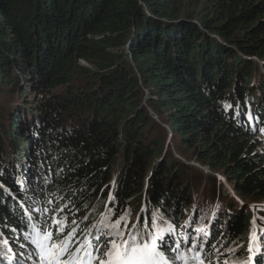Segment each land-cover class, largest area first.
I'll return each instance as SVG.
<instances>
[{"label":"trees","instance_id":"1","mask_svg":"<svg viewBox=\"0 0 264 264\" xmlns=\"http://www.w3.org/2000/svg\"><path fill=\"white\" fill-rule=\"evenodd\" d=\"M257 138L264 0H0V264L9 247L8 264H35L30 240L42 229L54 240L78 224L77 240L99 235V211L87 208L109 195L115 217L142 199L136 234L162 231L168 260L201 223L210 264H264V207L253 215L236 199L264 201ZM185 160L235 193L201 203L193 174H206Z\"/></svg>","mask_w":264,"mask_h":264},{"label":"snow or ice","instance_id":"2","mask_svg":"<svg viewBox=\"0 0 264 264\" xmlns=\"http://www.w3.org/2000/svg\"><path fill=\"white\" fill-rule=\"evenodd\" d=\"M111 199L109 195V201ZM58 211L63 212L64 208ZM52 221L53 225H60L57 228L59 236L64 231V225L56 215ZM72 223L76 222L73 220ZM135 228V224L129 228L126 217L119 216L102 229H97L100 234L92 239L85 236L82 240H76L77 232L73 229L61 239L54 240L51 232L42 229L33 235L30 243L35 249L37 264H167L162 250V245L166 243L164 235H153L145 243L139 240L133 231ZM102 238L106 242H102ZM195 247L193 245L190 250ZM215 247L213 245V248ZM180 258L185 259L183 256ZM193 258L197 264H205L199 252ZM8 259L11 260V257ZM224 264H227V261Z\"/></svg>","mask_w":264,"mask_h":264},{"label":"rangeland","instance_id":"3","mask_svg":"<svg viewBox=\"0 0 264 264\" xmlns=\"http://www.w3.org/2000/svg\"><path fill=\"white\" fill-rule=\"evenodd\" d=\"M188 10L190 13H192V11H190V8H188ZM188 10L186 8H184L183 11L188 12ZM27 99L35 101V99L33 98V95L31 96V94H29L27 96ZM154 119L157 122H159V120L157 118H154ZM161 126L165 129L166 133H168V136H169L171 134L170 129L167 126H165L164 124H162ZM257 139L258 140H256V141H258V143H261L262 144L261 147H263V149H264V141L261 140L262 138H257ZM164 147H165V151H169L176 158L179 157L177 154V151L175 149V144L173 142H171L170 140H167V138L165 140ZM183 162L186 164L187 167L192 168V170H194V173L197 170V171H202L206 174L205 176L193 174L195 176L194 179H196V181H199L198 185L201 186L200 189L205 190L204 194H205L207 201H202L201 203H204L206 205L207 202H210L211 204H213L214 201L219 200V202H222L221 201L222 199L229 200L230 197L232 196V194L235 193L234 187L229 185V183L226 182V180L224 179V177L220 173L212 172V171L208 170L206 167L199 166L194 160H185ZM120 168H121V165L118 162L115 166V169H114V174L116 176L118 175ZM207 175H209L210 178H212L211 181H209L206 178ZM217 180H220V182L223 183L222 188L218 189L217 183H219V181H217ZM211 182L216 183L217 187H214V185H212ZM196 195H199V194H196ZM232 199H234V198H232ZM236 199H238L240 201L239 204H240V206H242L243 209H245V207H247L249 209L248 212L251 211L253 215H254L255 211H258V209H261L264 207V201L258 203L256 206V205L251 204V203L248 204V202H244L243 200H242L243 201L242 202L241 199L239 198V196L236 197ZM118 205H120V202H116L113 200L109 202L107 200H104V201H98L96 204H94V205L92 204L87 208V211H90V212L92 210H98L99 212L97 214H95L96 216L100 214V218L98 219L97 223L94 224V226L92 228V232H96L98 227H100L101 225H102V227H104V225L109 224L113 220L118 218V217H115L113 214L108 213L109 208L113 209L114 207H116ZM123 206H124V210H123V212H121V216L126 217V220L128 222V227L131 228L133 224H135L137 226V220H138L139 215H141L146 210V208L144 207V204L142 203V199L140 197L133 198V199L127 201V204H124ZM209 221L213 222L214 219H211V217H209ZM76 224H78V223H76ZM73 225H75V224H73ZM198 226H200V228H196V230H195L196 235L194 236V238H191L189 246H190V249L193 247V245L200 247L199 254L201 256V254L203 252V247H202L203 244L201 242H198V238L200 236L207 238L208 237L207 234H208L210 226L206 225L205 227H203V225L201 223L198 224ZM81 228L83 229V231L85 230V226H81L80 224H78L74 229H76L79 232V231H81ZM133 231L136 233L138 231V229H133ZM93 234L94 233L91 234L90 238L93 237ZM161 234L164 235V238H165V234L162 231H158L157 229H153L152 234L147 236V234L145 233V229H143V235H142V238L140 239V241L146 243L152 238L153 235L159 236ZM138 235H140L139 232H138ZM75 239L77 240V237ZM165 241H167L166 238H165ZM158 243H159V241H158ZM7 249L10 252V255L7 258H9V257L13 258L14 257L16 259V257L14 255H12V253H11L12 250H10V247ZM186 249H187V247H186ZM190 251L193 254V250H190ZM248 251H252L251 247L248 248ZM181 256H183L185 258V260H190L189 259L190 258L189 253L185 252L184 250H182V252L180 254L175 256V258H176L175 261H171V260H168L166 258L165 259L167 260V264H177L180 262ZM202 256H203L202 259L204 260L205 264H210V261L212 258H209L208 260H206L204 258L205 255H202ZM9 261L10 260L7 259V264L9 263ZM36 263H37V259H36ZM248 263H249V259H248ZM216 264H220V263L216 262ZM222 264H224V262ZM227 264H235V263L233 261H227ZM242 264H247V263L244 262Z\"/></svg>","mask_w":264,"mask_h":264}]
</instances>
